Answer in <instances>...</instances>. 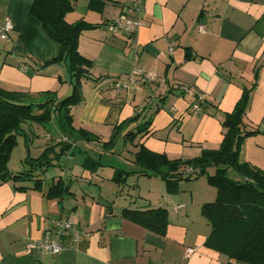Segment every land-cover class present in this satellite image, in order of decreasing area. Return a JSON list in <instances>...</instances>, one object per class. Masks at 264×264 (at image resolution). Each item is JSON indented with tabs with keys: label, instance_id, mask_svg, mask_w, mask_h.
Returning a JSON list of instances; mask_svg holds the SVG:
<instances>
[{
	"label": "crops",
	"instance_id": "0c3cea01",
	"mask_svg": "<svg viewBox=\"0 0 264 264\" xmlns=\"http://www.w3.org/2000/svg\"><path fill=\"white\" fill-rule=\"evenodd\" d=\"M32 1L0 0V23L9 19L13 24L8 38L0 39V87L27 92L32 101L44 97L45 91L62 98L71 91L70 78L64 62L40 66L57 54L59 44L30 13ZM103 1L98 12L88 8L89 0H76L65 14L68 22L82 19L94 25L82 30L77 40L78 52L92 61V79L82 81L84 98L72 110L73 125L108 139L114 125L135 113L140 122L156 111L140 142L169 158H192L203 149L219 147L222 113L232 111L243 89L251 87L243 121L258 132L243 140L240 156L262 168L264 0H142L138 12L131 7L133 0ZM121 13L143 21L132 35L107 27L109 19ZM198 23L205 24L204 32L197 30ZM137 71L150 72L153 79L141 81ZM129 77L139 81L137 86L113 94L114 80ZM180 86L192 90L182 91ZM194 93L205 98L199 110L192 107ZM59 136L56 127L50 138ZM25 153L24 149L14 160L11 155V172L22 170ZM46 173V185L61 176L70 181L71 193L60 200L47 198L43 190H17L12 181L0 180V264H245L204 245L210 225L200 207L215 199L216 190L199 182L202 176L180 181L178 190L169 193L158 176L140 175L133 191L137 197L114 192V197L122 196L116 201L101 196L100 189L92 192L86 184L98 185L97 178L110 180L97 169ZM141 184L146 188L142 190ZM177 204L184 206L174 211ZM106 205H111L108 213ZM158 205L168 213L162 233L121 214L124 207ZM57 216L71 217L88 234L57 255L27 253L26 242L40 238ZM188 246L197 250L185 257Z\"/></svg>",
	"mask_w": 264,
	"mask_h": 264
},
{
	"label": "trees",
	"instance_id": "16d2710c",
	"mask_svg": "<svg viewBox=\"0 0 264 264\" xmlns=\"http://www.w3.org/2000/svg\"><path fill=\"white\" fill-rule=\"evenodd\" d=\"M75 2L76 0L32 1L30 13L39 20L46 34L59 44L57 54L40 63V66L43 68L64 62L71 91L62 98H57L53 91H45L41 94L44 100L32 101L27 92L8 91L0 87V180L12 181L17 190H43L47 198L60 200L71 193L70 181L57 176L51 178L46 185L43 176L51 166L57 164L61 156H71L78 141L98 143L103 150L112 151L120 137L131 141L138 137L134 143L136 150L132 159L138 169L114 170L110 180L117 185L115 194L127 195L130 199L137 197L135 192H129L130 188L132 191L136 190V182L130 183L128 180L131 176H158L164 181L165 190L174 193L178 190L180 181L205 175L207 182L215 188L216 197L200 207L202 216L210 225L204 245L236 262L264 264V166L258 168L240 159L243 140L258 132L243 121L251 87L243 89L232 111L222 113L223 138L219 147L203 149L192 158H169L165 153L147 149L140 142L148 134V126L156 111L143 117L140 122L139 113H135L114 125L108 139H102L84 128H76L73 125L72 109L84 98L82 81L91 78L92 67V61L78 52L77 40L82 30L94 25L82 19L74 22L65 19V14L73 10ZM103 5V0H89L88 8L100 12ZM204 102L205 98L199 102V109ZM50 120L55 121L60 136L55 140L50 138L37 155L30 153L28 142L24 139L26 153L22 170L11 172L9 160L17 145V137L26 136L22 124H43ZM82 159V168L96 171L100 163L98 159L89 155ZM229 171H233L236 177L228 175ZM27 181L32 185L22 184ZM106 209L107 213L110 212L111 205H106ZM121 214L160 233L168 223L167 208L162 205L142 209L124 207Z\"/></svg>",
	"mask_w": 264,
	"mask_h": 264
},
{
	"label": "rangeland",
	"instance_id": "374dc122",
	"mask_svg": "<svg viewBox=\"0 0 264 264\" xmlns=\"http://www.w3.org/2000/svg\"><path fill=\"white\" fill-rule=\"evenodd\" d=\"M36 98L34 99L36 101L44 100V97L38 99ZM75 107L72 110H75ZM52 121L53 120H50L49 122H45L43 124H38L35 122L23 123L22 128L26 136L23 135L17 137L18 144L14 147V149L11 152L13 160L18 159L23 154L25 149L24 139H26L28 142L31 154L32 155L39 154L44 149L45 143L48 142L50 137L54 134L56 125ZM137 140L138 137L134 138L133 141L129 139L124 140L123 138L120 137L116 142L115 146L113 147L112 151L103 150L101 146L95 141H93V143L96 144H92V143L88 144L86 142L80 141V143L76 145V148L73 149L71 156L69 157L67 155L61 156V158L57 161V164L51 166L47 170L46 175L49 176V174L51 173L68 174L70 173V169H74V170L80 169L81 167L80 164L83 161L82 158L86 155H89L94 159H98L100 161L99 165H97L96 167L99 175L101 174L103 176H112L115 169H126V170L138 169V167L132 162L133 152L136 150L134 143ZM81 148L83 151H81ZM240 159L242 160V154L240 156ZM228 175H230L231 177H236V174L233 171H229ZM128 180L130 183L131 182L134 183L136 182V177L131 176L129 177ZM157 181L158 183H162L163 186H165L162 180H157ZM198 181L204 182L205 184L207 182V178L205 175H202V178H200V180ZM85 182H87L86 184L89 185L88 187L94 193L98 192L97 189H100V194L103 197L114 198L116 201L122 199L121 198L122 196L114 197V192L117 188V185L115 184L116 187L114 188V182L111 180H101V178H97L96 182H98V185L94 184L95 181H93L91 184L88 183V181ZM207 184L210 185L208 182ZM146 186L147 185L145 184H141L142 190L145 189ZM132 190L133 189L130 188L129 192L133 193Z\"/></svg>",
	"mask_w": 264,
	"mask_h": 264
},
{
	"label": "built area",
	"instance_id": "2783aa9c",
	"mask_svg": "<svg viewBox=\"0 0 264 264\" xmlns=\"http://www.w3.org/2000/svg\"><path fill=\"white\" fill-rule=\"evenodd\" d=\"M142 0H133L131 7L134 11L138 12ZM143 21L137 16H130L126 13L112 16L107 22V27L113 33L123 31L125 33L134 32L142 25ZM13 29V24L9 19L0 23V39L8 38L9 32ZM197 30L199 32L205 31V24L198 23ZM141 75V81H148L153 79V75L146 71H137ZM139 81L129 78L115 79L112 84L113 94L126 88L130 85L137 86ZM182 91H191L192 89L185 86H180ZM204 98L202 93L195 94V102L192 104L194 110H199V102ZM184 204H177L173 207L174 211L182 208ZM88 234L85 227L77 228L75 221L69 216H57L52 219V224L46 228L42 236L37 239H31L26 242L25 250L29 254L43 255L51 254L57 255L61 251L74 247L80 240L82 235ZM197 250L196 246H188L185 248L184 256L188 257Z\"/></svg>",
	"mask_w": 264,
	"mask_h": 264
}]
</instances>
